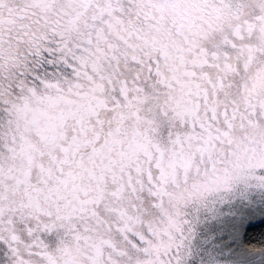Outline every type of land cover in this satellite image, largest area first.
<instances>
[{
    "label": "snow or ice",
    "instance_id": "6c2138e0",
    "mask_svg": "<svg viewBox=\"0 0 264 264\" xmlns=\"http://www.w3.org/2000/svg\"><path fill=\"white\" fill-rule=\"evenodd\" d=\"M0 264H264V0H0Z\"/></svg>",
    "mask_w": 264,
    "mask_h": 264
}]
</instances>
